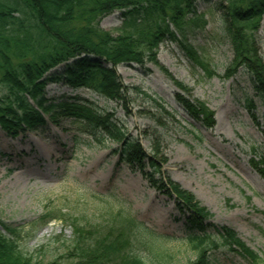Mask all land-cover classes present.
Returning <instances> with one entry per match:
<instances>
[{"label":"rangeland","instance_id":"374dc122","mask_svg":"<svg viewBox=\"0 0 264 264\" xmlns=\"http://www.w3.org/2000/svg\"><path fill=\"white\" fill-rule=\"evenodd\" d=\"M189 19L183 43L203 66L194 65L187 52L166 41L157 48V64L115 68L128 90L124 103L61 81L46 85L42 104L56 106L77 98L113 114L123 133L146 154H155L160 164L156 179L166 177L192 195L210 222L233 230L264 264V106L247 83L235 86L238 75L226 76L233 55L217 18L204 14ZM120 23L113 13L99 25L115 36ZM257 28L254 38L264 63V16ZM177 95L214 113L213 127L190 118ZM42 119V125L17 130L15 138L0 129V219L24 230L19 248L25 255L37 264H81L70 221L80 218L81 226L94 228L120 213L151 233L170 235V242L155 244L179 253L178 262L194 261L196 252L183 241L182 223L175 221V204L150 186L143 175L148 168L118 164V153H112L117 142L92 140L84 121L59 115L56 108ZM41 216L45 218L39 220ZM221 251L220 263L247 264Z\"/></svg>","mask_w":264,"mask_h":264},{"label":"trees","instance_id":"16d2710c","mask_svg":"<svg viewBox=\"0 0 264 264\" xmlns=\"http://www.w3.org/2000/svg\"><path fill=\"white\" fill-rule=\"evenodd\" d=\"M199 7L204 8L203 13H198ZM113 13L121 20L115 36L99 25ZM204 14L217 18L222 40L232 52L233 63L225 70L226 76L238 75L235 86L240 81L247 83L264 106V63L254 38L264 16V0H0V129L16 136L17 130L42 125L43 114L54 108L59 115L84 121L92 140L117 142L112 153H118V164L141 171L148 168L143 175L150 186L174 202L183 241L196 252L188 264H224L217 258L218 250L236 254L243 263L263 264L233 230L210 222V215L192 195L166 177L156 179L160 164L155 154H146L123 133L113 122V114H104L94 103L77 98L56 106L42 104L46 85L61 81L124 103L128 90L115 68L157 64V48L166 41L175 42L194 65L203 66L183 41L189 18ZM176 101L190 118L208 129L213 127L214 113L203 104L182 95H177ZM245 104L249 106L248 99ZM70 224L73 249L81 264H182L176 259L179 253L155 244V240L170 242V235L151 233L142 223L126 220L120 213L94 228L81 226L80 218ZM21 231L0 219V264H37L19 248Z\"/></svg>","mask_w":264,"mask_h":264}]
</instances>
